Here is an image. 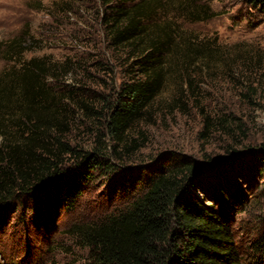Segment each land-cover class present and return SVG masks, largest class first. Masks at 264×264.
Masks as SVG:
<instances>
[{
	"label": "rangeland",
	"instance_id": "1",
	"mask_svg": "<svg viewBox=\"0 0 264 264\" xmlns=\"http://www.w3.org/2000/svg\"><path fill=\"white\" fill-rule=\"evenodd\" d=\"M201 2L217 15L191 21L173 8L158 11L153 20L171 19L196 44H212V55L189 67L168 61L161 91L118 141L106 126V112L128 78L130 61L126 50L110 44L100 3L0 0V40L25 31L32 49L24 58L68 62V70L51 81L67 110L52 135L81 154L103 156L111 166L105 174L95 172L71 210L39 191L0 198V264H87L88 248L69 231L72 225L100 223L125 205L139 191L125 179L136 181L161 165L187 161L195 194L209 204L218 207V192L238 187L243 202L226 213L241 264H264V175L253 158L264 143V6L250 0ZM11 64L0 58V71ZM48 140L61 169H80L79 155Z\"/></svg>",
	"mask_w": 264,
	"mask_h": 264
},
{
	"label": "trees",
	"instance_id": "2",
	"mask_svg": "<svg viewBox=\"0 0 264 264\" xmlns=\"http://www.w3.org/2000/svg\"><path fill=\"white\" fill-rule=\"evenodd\" d=\"M97 1L110 44L126 50L130 61L128 78L119 84L106 112V126L120 141L161 91L168 61L196 66L213 52L212 44H196L193 35H182L171 19L154 21L156 13L174 8L196 21L217 12L201 0ZM250 1L264 6V0ZM29 39L23 31L0 40V58L12 63L0 71V198L39 191L58 208L71 210L95 172L105 174L111 166L103 156L81 154L52 135L64 124L60 115L67 110L51 81L68 70V62L44 55L24 58L32 49ZM50 138L58 150L81 157L80 169L59 167ZM253 158L256 171L264 175V143ZM192 170L187 161L161 165L136 181L125 179V185L139 190L125 205L115 207L100 223L72 225L69 231L88 248L87 264H241L226 213L243 202L238 187L219 191L216 207L195 194Z\"/></svg>",
	"mask_w": 264,
	"mask_h": 264
}]
</instances>
